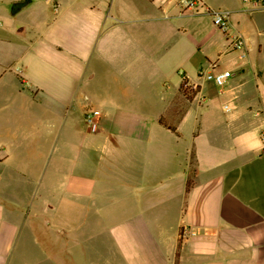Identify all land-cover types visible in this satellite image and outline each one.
Instances as JSON below:
<instances>
[{
    "label": "crops",
    "instance_id": "1",
    "mask_svg": "<svg viewBox=\"0 0 264 264\" xmlns=\"http://www.w3.org/2000/svg\"><path fill=\"white\" fill-rule=\"evenodd\" d=\"M10 1L0 3V264H65L43 251L49 228L67 243L98 234L114 257L104 264H264V49L237 20L256 10L204 0L230 11L246 47L233 50L215 27L223 52L198 69L191 50L176 65V22L212 21L203 9ZM213 62L234 73L222 91L214 84L222 98L206 81L204 101L183 90L181 71L195 82ZM12 68L21 79H5ZM89 108L101 113L96 132ZM62 199L74 211L87 202L103 222L51 227ZM183 227L195 234L180 238Z\"/></svg>",
    "mask_w": 264,
    "mask_h": 264
},
{
    "label": "rangeland",
    "instance_id": "2",
    "mask_svg": "<svg viewBox=\"0 0 264 264\" xmlns=\"http://www.w3.org/2000/svg\"><path fill=\"white\" fill-rule=\"evenodd\" d=\"M61 3H74V0H63ZM110 1V0H104ZM209 3H213L215 7L226 8L233 11V8L238 7L239 0H208ZM0 3H13L10 0H0ZM33 3H42L39 0H33ZM241 3V2H240ZM5 7V6H4ZM249 7H242L240 10H248ZM7 11H11V7L7 8ZM48 14L50 18L57 17L54 12V4L51 3L49 6ZM28 15V16H27ZM234 15V14H233ZM233 17V16H232ZM30 19L31 16L25 13L23 16H18V19ZM234 19V17H233ZM240 22V26L246 27L248 32L251 34L254 42H258L262 49H264V10H256L254 12L246 11L242 16L237 19ZM176 26L178 30L176 32V65L180 63L179 56L180 51L187 50L189 52L191 50L192 55V67L198 68L201 64L206 63L207 60H215L218 59L221 52H223V40L221 38L222 33L218 31L215 26L212 24V21L209 17H191V18H182L178 19L176 22ZM183 27V28H181ZM256 28L258 31H256ZM180 30V31H179ZM234 50V49H233ZM224 60V59H223ZM258 63H262V59L256 58ZM223 61H220V66L223 65ZM3 73H0V77ZM21 72L17 69L12 68L11 72L4 73L5 79L18 80L21 79ZM178 76L176 74H171L170 81L173 85H176L178 82ZM206 91L209 93L210 99L214 98H222V94L217 91V88L214 86V83L211 80H207L205 82ZM219 105L215 103L212 105L215 112H219ZM84 123L87 126V123L84 119ZM1 174V173H0ZM18 177V175H16ZM20 187V186H19ZM21 201H25L26 198L23 195L19 196ZM46 200V199H44ZM61 205L56 210V212H50V223L51 227L57 228L60 225L64 229H73V231H83L88 224H99L103 222L101 217L93 216L89 214L86 207H89L87 202H84L85 208L81 205V210H73V207H68L67 202L64 201L66 199H62ZM90 208V207H89ZM77 233V232H76ZM82 233V232H81ZM78 234V233H77ZM95 233L88 234L92 235L91 238L82 240V244H78L79 242L76 240V243L64 242V240H60L59 237H56L55 230L51 228L45 232V236L47 237L45 250L50 256H58L61 257V261H65V264H94L98 262L99 264H104L106 258H111L110 253L103 244H98L101 239V236ZM35 252V251H34ZM32 252H28L23 255H30ZM37 255V254H35ZM75 257L76 261L79 263H74L73 258ZM114 258V257H113ZM47 264H57L55 261L49 260Z\"/></svg>",
    "mask_w": 264,
    "mask_h": 264
},
{
    "label": "built area",
    "instance_id": "3",
    "mask_svg": "<svg viewBox=\"0 0 264 264\" xmlns=\"http://www.w3.org/2000/svg\"><path fill=\"white\" fill-rule=\"evenodd\" d=\"M180 7L182 13L185 12H199L203 9L204 13L212 18L214 26L220 30L230 41V46L233 49H244L246 41L242 34L232 29L230 11L225 9H216L206 4L204 0H174ZM244 7H250L254 10H264V0H240ZM183 76L182 84L183 90L195 94L197 98L204 101L205 95L202 92V85L204 81L211 80L220 91L223 90L227 81L234 75L230 69H218L217 62H213L206 70L199 71L198 81L192 82L188 79L186 74L181 71ZM101 113L99 110L89 108L85 114L84 119L87 123L89 131L96 132L99 129ZM1 175V174H0ZM195 231L189 227H183L179 233L180 238L194 235Z\"/></svg>",
    "mask_w": 264,
    "mask_h": 264
},
{
    "label": "trees",
    "instance_id": "4",
    "mask_svg": "<svg viewBox=\"0 0 264 264\" xmlns=\"http://www.w3.org/2000/svg\"><path fill=\"white\" fill-rule=\"evenodd\" d=\"M29 2H31V1L30 0H23V1H18V2H14V3H24L25 4V3H29ZM16 8H17L16 5H14L13 10L15 11ZM189 186H190V183H189Z\"/></svg>",
    "mask_w": 264,
    "mask_h": 264
}]
</instances>
